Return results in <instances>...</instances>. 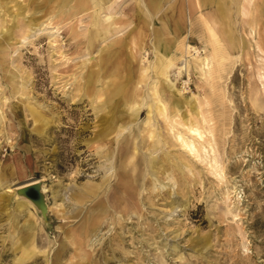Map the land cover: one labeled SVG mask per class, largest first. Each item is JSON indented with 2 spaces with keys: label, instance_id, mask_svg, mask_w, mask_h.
<instances>
[{
  "label": "rangeland",
  "instance_id": "374dc122",
  "mask_svg": "<svg viewBox=\"0 0 264 264\" xmlns=\"http://www.w3.org/2000/svg\"><path fill=\"white\" fill-rule=\"evenodd\" d=\"M66 1L0 0V264H264V0H222L220 43L189 0Z\"/></svg>",
  "mask_w": 264,
  "mask_h": 264
},
{
  "label": "bare ground",
  "instance_id": "6f19581e",
  "mask_svg": "<svg viewBox=\"0 0 264 264\" xmlns=\"http://www.w3.org/2000/svg\"><path fill=\"white\" fill-rule=\"evenodd\" d=\"M71 2V1H73V0H67L66 1V3L67 2ZM142 1V9H141V14H144L145 13V11H146V9H147V11H149L150 12V4H148L147 2H148V0H141ZM189 1H192V2H194V4H197V5H201V4H205V5H209L210 4V1H212V2H214L215 0H189ZM262 1V0H261ZM260 2V1H259ZM62 4H63V2H62ZM214 4V3H213ZM264 4V3H263ZM243 5V11H244V14L245 15H253L252 17L254 18V20H255V22H257V20H258V15H259V10H260V4L258 3V1L257 0H246V2H244V4H242ZM85 6V5H84ZM64 7V6H63ZM167 7V6H166ZM216 7H217V9H216V11H215V13H212V10H207L206 9V11L205 12H208V14L209 15H204L203 17L206 19V21H205V23H206V26H207V28L209 29H207L208 31H210L209 33L212 35V37L214 38V40H215V42H219L220 43V41L222 40V39H220V33L218 32V31H216V28H215V26H214V24L213 23H220V24H218L219 26L222 24V22H221V14L223 13V10H222V8H223V4H222V0H219V1H217V5H216ZM199 8V7H198ZM210 8V7H209ZM259 8V9H258ZM96 9V8H95ZM136 10V9H135ZM108 13H109V11H108ZM116 13V12H115ZM158 13V12H157ZM204 13V12H203ZM110 14V13H109ZM108 14V15H109ZM121 15V14H120ZM125 15V14H124ZM140 15V14H139ZM138 15V16H139ZM220 15V16H219ZM94 16V15H93ZM98 16H99V13H98ZM110 16H113V15H111L110 14ZM127 16V15H126ZM122 17V16H121ZM149 17V16H148ZM114 18V17H113ZM118 18H120V17H118ZM123 18V17H122ZM139 18V17H138ZM141 19H145L142 15H141V17H140ZM117 19V18H116ZM115 19V20H116ZM96 20V22H95V25L98 23V21H99V19H95ZM263 20H264V18H263ZM94 21V20H93ZM131 21V20H130ZM218 21V22H217ZM116 22H118V20L116 21ZM115 22V25L117 24ZM120 22H122L121 20H120ZM119 23V22H118ZM225 23V22H224ZM114 25V26H115ZM253 25V28H254V26H255V24H252ZM217 26V25H216ZM218 26V27H219ZM113 27V26H112ZM165 27H167L166 25H165ZM256 27V26H255ZM115 28V27H114ZM144 28V27H143ZM162 28V27H161ZM102 29V28H101ZM116 30V29H115ZM119 30V29H118ZM146 30V29H145ZM163 30V29H162ZM220 30H222V31H224L225 32V29L224 28H221L220 27ZM112 31V30H111ZM120 31V30H119ZM133 31V30H132ZM164 31V30H163ZM99 32V31H98ZM115 32V31H114ZM117 32V31H116ZM144 33V32H143ZM166 33V32H165ZM169 33L171 34V33H175V34H177V35H179L180 36V32H179V28L176 26L175 27V29H172V32H170L169 31ZM89 34V33H88ZM148 34V33H147ZM222 34V33H221ZM130 36V35H129ZM141 36V35H140ZM146 36V35H145ZM222 36L223 37H225V33L224 34H222ZM221 36V37H222ZM135 37V36H134ZM154 37V36H153ZM219 37V38H218ZM173 38V37H172ZM171 38V39H172ZM234 38V37H233ZM131 39V38H130ZM165 39V38H164ZM141 40V39H140ZM169 40H170V38H169ZM179 40V39H178ZM89 41V40H88ZM180 41V40H179ZM184 41V40H183ZM165 42V41H164ZM164 42H162V39H161V35H160V33L159 32H157V37L155 38V42H153L152 43V46L151 47H153V49L155 50V59L152 61V63H153V69L154 70H156V73H157V75L161 78V79H164L166 82H168V86H169V89H173V90H177L176 89V87H175V82H173L172 80H171V78H170V75H171V68L173 67V65L181 58V57H185V54H181V55H179V53H180V51H179V53H178V55L177 54H171V52L173 51L172 50V48L169 46V45H166ZM170 42V41H169ZM224 42V41H223ZM132 43V42H131ZM135 43V42H134ZM143 43H144V41H143ZM183 43V42H182ZM184 44V43H183ZM218 44V43H217ZM216 44V45H217ZM222 44H224V43H222ZM221 44V45H222ZM132 45V44H131ZM145 45V44H144ZM225 45V44H224ZM122 46V45H121ZM140 46V45H139ZM176 46H177V43H176ZM180 46V45H179ZM178 46V47H179ZM218 46V49L219 48H221V47H219L220 45H217ZM226 46V45H225ZM128 47V46H127ZM144 48V47H143ZM183 47H181V49H182ZM217 48V47H216ZM226 48V47H225ZM237 48V47H236ZM191 48L189 47V50H190ZM195 49V48H194ZM180 50V49H179ZM217 50V49H216ZM216 50H215V52H216ZM222 50V49H221ZM221 50H219V52L221 51ZM145 51V50H144ZM238 51V50H237ZM182 52H183V50H182ZM185 52V51H184ZM218 52V53H219ZM144 53V52H143ZM141 54V53H138V54H141L140 56H141V59L142 60H145V58H146V54ZM195 53H198V56H199V51L198 50H196V52ZM217 53V54H218ZM221 53V52H220ZM225 54H228V53H226V51L224 52ZM219 55V54H218ZM221 55H223V54H221ZM181 56V57H180ZM197 56V55H196ZM217 56V55H216ZM200 57V56H199ZM220 57V56H219ZM185 59V58H184ZM216 59V58H215ZM223 59V58H222ZM177 60V61H176ZM198 60H200L199 62L200 63H198V67L199 66H201V68L203 69V68H205V66H210V64L211 63H213V62H211L210 60H209V58H207V57H204L203 59L201 58V59H198ZM218 60V59H217ZM186 61V67H188L189 65H190V63H191V60H185ZM221 61H223V60H221ZM211 62V63H210ZM151 66V67H152ZM183 68H184V66H182L181 68H180V71H179V75H182V73H184V71L185 70H183ZM211 71H212V69H211ZM159 77H157V78H159ZM158 81V80H157ZM156 81V82H157ZM167 84V83H166ZM112 85H115V86H117V83H115L114 81L111 83L110 82V84L108 85V86H112ZM165 85V84H164ZM155 86V85H154ZM153 86V87H154ZM167 86V87H168ZM17 87V86H16ZM159 88V87H158ZM157 89V88H156ZM150 90V89H149ZM161 90V89H160ZM166 91V90H165ZM149 93V92H148ZM158 94L159 96L160 95H162L161 94V92L158 90H156V92H154V94ZM147 94V93H146ZM153 94V95H154ZM164 94V93H163ZM157 95V96H158ZM173 96V95H172ZM151 97V96H150ZM153 97V96H152ZM174 97V96H173ZM177 97V96H176ZM175 97V98H176ZM156 98V97H155ZM152 99V98H151ZM195 96H193V99L192 100H190L189 101V103L191 104V105H195ZM147 100V99H146ZM153 100H154V98H153ZM157 100V99H156ZM163 101V100H162ZM158 102V101H157ZM161 103V102H160ZM163 103V102H162ZM168 103V102H167ZM146 105V104H145ZM170 105V104H169ZM176 105V104H175ZM152 106V105H151ZM163 106H166V105H163ZM162 106V110H163V107ZM185 106V105H184ZM140 108H141V106H139ZM188 107H190L191 108V106L189 105ZM157 108V107H156ZM175 108H177V106L175 107ZM182 108V107H181ZM184 108V107H183ZM187 108V107H186ZM134 109V108H133ZM154 109V108H153ZM194 109H195V107H194ZM136 110H139V108H137ZM167 110H169V109H167ZM166 110V111H167ZM179 110V109H178ZM185 112V111H184ZM165 114L166 112H165V110H164V112H162V114ZM169 113V112H168ZM178 113V112H177ZM159 114H161V111H160V113ZM130 115H132V116H135L134 114H130ZM172 116V115H171ZM175 116V115H174ZM166 117V116H165ZM167 118V117H166ZM135 119V118H134ZM169 119H170V117H169ZM109 121V120H108ZM131 122H133L134 120H133V118H131V120H130ZM110 122V121H109ZM191 123V122H190ZM189 123V124H190ZM193 124V123H192ZM128 125H130L129 123H128ZM128 125H126V124H122V125H120L123 129H128V128H130V126H128ZM131 125H132V123H131ZM189 126V125H188ZM191 126V125H190ZM196 126V125H195ZM105 129V128H104ZM154 129V128H153ZM152 129V130H153ZM191 130L190 131H192V132H195V133H197V134H199V135H202V132L200 131V129H199V127H194V126H192L191 128H190ZM129 130H131V129H129ZM149 130V129H148ZM120 131H121V128H120ZM128 132V131H127ZM126 132V133H127ZM134 133V132H133ZM152 133L156 136L157 134H156V131L155 130H153L152 131ZM120 134V133H119ZM125 134V133H124ZM127 135V134H126ZM139 135V134H138ZM137 135V136H138ZM153 135V136H154ZM117 136V135H116ZM134 136H136V135H134ZM136 136V137H137ZM153 136H152V138H153ZM122 137V136H121ZM121 137H119V138H121ZM155 139V138H154ZM125 142V141H124ZM160 142V141H159ZM118 143V142H117ZM118 147V146H117ZM116 147V148H117ZM159 147H160V145H159ZM156 151V150H155ZM110 152V151H109ZM150 160H149V162L152 164L153 163V161H152V158H149ZM155 160V159H154ZM113 163H114V161H113ZM150 163H149V166H150ZM113 166V165H112ZM170 176V175H169ZM168 176V177H169ZM130 181V179H128V181H127V183ZM25 185V184H24ZM21 187V186H20ZM128 189V188H127ZM43 190H44V192L47 190L44 186H43ZM92 190H94V189H92ZM12 196V195H11ZM24 201V200H23ZM22 201V202H23ZM21 202V201H20ZM29 203V202H28ZM23 204V203H22ZM30 204V203H29ZM28 205V204H27ZM32 205V204H31ZM27 240V239H26ZM16 242V241H15ZM28 244H29V242H28ZM35 245V244H34Z\"/></svg>",
  "mask_w": 264,
  "mask_h": 264
},
{
  "label": "water",
  "instance_id": "95a60500",
  "mask_svg": "<svg viewBox=\"0 0 264 264\" xmlns=\"http://www.w3.org/2000/svg\"><path fill=\"white\" fill-rule=\"evenodd\" d=\"M18 195L29 198L42 212L44 216L49 211L46 194L43 190V183L41 181H33L31 183L22 185L17 189Z\"/></svg>",
  "mask_w": 264,
  "mask_h": 264
},
{
  "label": "crops",
  "instance_id": "0c3cea01",
  "mask_svg": "<svg viewBox=\"0 0 264 264\" xmlns=\"http://www.w3.org/2000/svg\"><path fill=\"white\" fill-rule=\"evenodd\" d=\"M217 1H219V0H215L214 2H212V1H210V4L209 5H203V4H201V5H197V4H194V2H192L193 4H194V6H195V10L199 7V8H205V9H208L209 7H214L215 5H217ZM214 3V4H213Z\"/></svg>",
  "mask_w": 264,
  "mask_h": 264
}]
</instances>
